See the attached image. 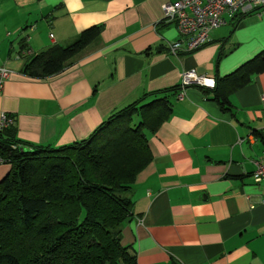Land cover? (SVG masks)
<instances>
[{"label": "crops", "instance_id": "crops-1", "mask_svg": "<svg viewBox=\"0 0 264 264\" xmlns=\"http://www.w3.org/2000/svg\"><path fill=\"white\" fill-rule=\"evenodd\" d=\"M168 1L0 0V66L14 70L0 112L14 118L17 138L84 139L146 94L180 92L185 70L216 79L264 50V7H256L229 17L204 47L169 52L179 34L162 23ZM96 24L100 36L63 71L24 72L35 54ZM203 90L164 93L172 114L148 133L153 160L126 192L134 205L121 240L138 264H264V180L253 176L264 156V71L230 94L228 110ZM9 169L0 165V179Z\"/></svg>", "mask_w": 264, "mask_h": 264}, {"label": "trees", "instance_id": "trees-1", "mask_svg": "<svg viewBox=\"0 0 264 264\" xmlns=\"http://www.w3.org/2000/svg\"><path fill=\"white\" fill-rule=\"evenodd\" d=\"M101 31L92 25L71 43L50 46L31 57L24 72L48 77L63 71ZM262 71L264 50L217 77L214 87H200L228 110L230 94ZM170 90L180 93L175 87L146 94L88 137L59 146L18 139L16 124L0 131V153L12 163L0 181V264H138L121 242L134 205L126 192L153 160L148 133L171 116L173 101L164 96Z\"/></svg>", "mask_w": 264, "mask_h": 264}, {"label": "built area", "instance_id": "built-area-1", "mask_svg": "<svg viewBox=\"0 0 264 264\" xmlns=\"http://www.w3.org/2000/svg\"><path fill=\"white\" fill-rule=\"evenodd\" d=\"M256 7H264V0H175L164 4L165 23H174L177 27L179 39L169 43V52H189L200 49L212 41L211 33L227 23L229 17H235L244 11ZM54 35L51 34V37ZM14 70L8 66H0V95L3 93L5 83ZM196 84L204 87H214L215 79L199 75L194 70L183 72L182 86L178 98H183L185 87ZM264 106V93L261 96ZM14 124V118L5 111L0 112V131ZM6 159L0 153V165ZM256 182L264 180V156L257 161L253 172Z\"/></svg>", "mask_w": 264, "mask_h": 264}, {"label": "rangeland", "instance_id": "rangeland-1", "mask_svg": "<svg viewBox=\"0 0 264 264\" xmlns=\"http://www.w3.org/2000/svg\"><path fill=\"white\" fill-rule=\"evenodd\" d=\"M74 41V40H73ZM71 43V42H70ZM3 165H7V166H9V168L11 169V167H12V163H3ZM10 169L5 173V175L3 176V177H5L6 176V174H8V172L10 171ZM2 177V178H3ZM2 178L0 179V181L2 180Z\"/></svg>", "mask_w": 264, "mask_h": 264}]
</instances>
